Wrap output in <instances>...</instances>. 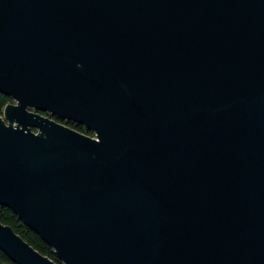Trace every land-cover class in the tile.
<instances>
[{
    "label": "water",
    "instance_id": "1",
    "mask_svg": "<svg viewBox=\"0 0 264 264\" xmlns=\"http://www.w3.org/2000/svg\"><path fill=\"white\" fill-rule=\"evenodd\" d=\"M0 93V205L62 264H264V0H0Z\"/></svg>",
    "mask_w": 264,
    "mask_h": 264
},
{
    "label": "trees",
    "instance_id": "2",
    "mask_svg": "<svg viewBox=\"0 0 264 264\" xmlns=\"http://www.w3.org/2000/svg\"><path fill=\"white\" fill-rule=\"evenodd\" d=\"M9 102H11L10 97L0 93V115L3 106ZM43 113L45 114V112ZM66 125L85 135L90 136L92 134L89 130L84 129L81 125H77L70 121ZM0 222L8 225L12 229V231H14L22 240H24L36 251H38L42 255L47 256L55 263L61 264V262L55 258V255L53 254L51 248L44 241H42L37 234L26 227L8 207L2 205H0ZM0 261L12 264L1 251Z\"/></svg>",
    "mask_w": 264,
    "mask_h": 264
},
{
    "label": "flooded vegetation",
    "instance_id": "3",
    "mask_svg": "<svg viewBox=\"0 0 264 264\" xmlns=\"http://www.w3.org/2000/svg\"><path fill=\"white\" fill-rule=\"evenodd\" d=\"M40 114L43 115V116H46V117H48L49 119L54 120V121H56V122H58V123H60V124H63V125H65V126H67L66 124L69 123V121H67V120L56 118L55 116H51V115H49V114L46 113V112H45V114H44L43 112H40ZM70 122H71V121H70ZM72 123H74V122H72ZM75 124H76V123H75ZM77 125H79V124H77ZM67 127H69V126H67ZM69 128H71V127H69ZM72 129H73V128H72ZM89 131H90V130H89ZM90 132L93 134L92 131H90ZM92 134H91V135H92ZM88 136H89V135H88ZM90 137H92V136H90Z\"/></svg>",
    "mask_w": 264,
    "mask_h": 264
},
{
    "label": "rangeland",
    "instance_id": "4",
    "mask_svg": "<svg viewBox=\"0 0 264 264\" xmlns=\"http://www.w3.org/2000/svg\"><path fill=\"white\" fill-rule=\"evenodd\" d=\"M11 103H14V101H12ZM5 122H6V121H4V123H5ZM31 131H32V132H34V133H35V132H37L35 129H31ZM90 136L94 137V135H93V134H92V135H90ZM61 264H62V263H61Z\"/></svg>",
    "mask_w": 264,
    "mask_h": 264
},
{
    "label": "built area",
    "instance_id": "5",
    "mask_svg": "<svg viewBox=\"0 0 264 264\" xmlns=\"http://www.w3.org/2000/svg\"><path fill=\"white\" fill-rule=\"evenodd\" d=\"M1 116V115H0ZM5 124H6V122H5ZM13 126H15V124H13ZM36 133V132H35Z\"/></svg>",
    "mask_w": 264,
    "mask_h": 264
}]
</instances>
